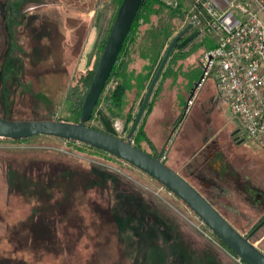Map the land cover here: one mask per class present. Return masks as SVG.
Masks as SVG:
<instances>
[{
    "label": "rangeland",
    "instance_id": "1",
    "mask_svg": "<svg viewBox=\"0 0 264 264\" xmlns=\"http://www.w3.org/2000/svg\"><path fill=\"white\" fill-rule=\"evenodd\" d=\"M2 3L7 5L6 19L0 5L2 116L16 122L79 123L89 90L82 80L99 62L103 40L117 16L116 2ZM96 11L108 15L107 26L94 63L82 67L80 53ZM184 22L183 15L174 21L179 33ZM207 41L199 36L183 50H173L169 61L174 56L178 61H168L156 85L145 125L156 153L145 140H136L137 132L132 145L153 154L165 149L164 162L204 192L197 167L207 177L212 169L233 173L243 181L229 182L231 189L243 187L244 206L263 213L264 150L244 135L217 95L213 78L199 86L201 62L209 42L213 44ZM136 56L132 66L141 69L145 62ZM116 81L106 87L98 109L108 114L118 138L127 141L125 116L115 119L111 114L117 112L110 102ZM196 89L190 107L187 102ZM123 110L126 114L128 106ZM99 119L94 115L87 126L105 130ZM249 187L251 195L261 193L252 203ZM237 192H231V201ZM229 208L233 213L244 209ZM255 243L264 252V242ZM237 258L183 201L134 166L62 139L0 138V264H244Z\"/></svg>",
    "mask_w": 264,
    "mask_h": 264
},
{
    "label": "water",
    "instance_id": "2",
    "mask_svg": "<svg viewBox=\"0 0 264 264\" xmlns=\"http://www.w3.org/2000/svg\"><path fill=\"white\" fill-rule=\"evenodd\" d=\"M142 4L143 0L122 1L96 66L91 85L86 93L79 123L23 120L16 122V120L3 119L0 115V138L20 140L47 136L74 141L108 153L110 156L112 155L144 172L183 201L204 222L212 234L221 241L224 247L238 257L237 259L241 262L244 264H264V252L257 248L255 243L251 242L246 235L240 233L205 195H202L182 175L166 165L162 159L165 149L158 156H152L132 145V138L147 111L148 103L152 99L156 85L173 50H183L199 36L198 31H193L192 24L184 28L170 42L146 91L142 104H140L141 107L135 121L128 131L127 141L118 138L117 131L108 114L97 107ZM1 12L4 18V8L1 9ZM94 115L100 118L99 120H101L105 130H96L87 126Z\"/></svg>",
    "mask_w": 264,
    "mask_h": 264
},
{
    "label": "built area",
    "instance_id": "3",
    "mask_svg": "<svg viewBox=\"0 0 264 264\" xmlns=\"http://www.w3.org/2000/svg\"><path fill=\"white\" fill-rule=\"evenodd\" d=\"M158 1L180 11L185 21L181 31L192 24L193 31L213 43L201 62L199 86L213 78L217 95L244 135L264 150V0Z\"/></svg>",
    "mask_w": 264,
    "mask_h": 264
},
{
    "label": "trees",
    "instance_id": "4",
    "mask_svg": "<svg viewBox=\"0 0 264 264\" xmlns=\"http://www.w3.org/2000/svg\"><path fill=\"white\" fill-rule=\"evenodd\" d=\"M114 1L116 2L119 10L123 0H114ZM179 15L180 17H182L180 11L170 10L158 0H143L142 7L138 12V16L134 24L132 25V29L129 33L128 38L126 39V43L123 47V50L122 52H120L121 54L118 58L116 65L114 66L110 79H108L109 80L108 84L112 81V79L117 80L115 82L114 90L110 92L111 93L110 102H113L112 103L113 105L111 104V106L117 112L114 113L111 112V114L112 115L115 114L116 117L115 119H120L122 115L125 116L123 118L125 120V125H124L125 127L123 128L124 133H127L129 131L130 123H132L133 125L135 121L134 110L136 108V104L142 98L145 91L148 90L149 85L159 67V64L162 61V56L165 55L170 42L174 39L173 37L175 36V34L179 33V31H177L176 25H174V21L177 19V17L179 18ZM204 38L207 41V38L206 37ZM106 41L107 40H103L102 46H105ZM209 45L210 46L208 47L212 49L213 44L209 42ZM136 54L140 56V58L145 62L141 69H138L136 66L135 67L132 66L133 65L132 60L133 57L136 56ZM177 61L178 60H175V56H174L173 59L169 61V64L177 63ZM96 68L97 67L95 66L94 69L96 70ZM94 69L89 71L82 80L83 85L87 88L90 87L91 85L92 82L91 80L93 79L95 73ZM101 99L98 103V106L101 105ZM154 101H155V97L153 99V102ZM153 102L149 104L147 108V113L145 117H143L144 119L141 125H139L136 130L137 132L136 140L140 138L142 140H145V142L150 147V149L154 153H156L154 144H152L153 142L147 137L145 131V125L147 123V119L149 118V116L152 114L153 111V105H152ZM124 106L126 107L128 106V110L126 114H122V112L124 111L123 110ZM0 115L2 116L1 112ZM2 117L3 119L10 120V118H6V116H2ZM79 119L80 118H78V120ZM180 121L181 120L179 118L177 124ZM9 140H13V139H9ZM20 140H28V139H20ZM14 141H19V140H14ZM69 142L73 144L77 143L74 141H69ZM80 145L86 148L97 150L99 152H103L101 150L95 149L93 147H89L87 145H83V144ZM136 147L142 150L143 152L148 153L140 145H136ZM160 153L161 152H157V154H153L150 152L148 154L152 156H157ZM166 165L170 167L167 163ZM183 177L191 185H193L198 191H200L202 195H205V197L212 203V205L216 209H218V211H220V213H222V215L232 225H234V227L238 229L240 233L246 235V237L251 242H255L256 240H261L262 238H264V217H262L261 213L253 212L249 210L246 206H244L240 198L241 195H244L242 188L231 189L229 182L225 184L223 182L220 183L218 181V183H216L215 186L210 187L208 189L204 188L205 189L204 192V190L198 188L195 184H193V182H190L187 176L184 175ZM233 183H239V182L233 181ZM234 190L238 191L236 193V195L238 196L237 199L231 201L229 196L231 192L233 193L235 192ZM224 201H225V205L222 204L224 203ZM230 206L235 207L237 210L240 209L241 207L242 208L244 207V209L241 210V213H233L232 210H230L229 208Z\"/></svg>",
    "mask_w": 264,
    "mask_h": 264
},
{
    "label": "crops",
    "instance_id": "5",
    "mask_svg": "<svg viewBox=\"0 0 264 264\" xmlns=\"http://www.w3.org/2000/svg\"><path fill=\"white\" fill-rule=\"evenodd\" d=\"M92 15H93V20L91 26L88 27V33L83 43L82 52L80 53L81 55L80 63L82 64V67H86V66L88 67V65L94 63V59L96 57L95 53H97L98 48L102 42L101 40H103L104 38V33L107 26L108 15H105L104 13L97 11L94 12ZM86 51L87 53H85ZM170 168H172V170H175L173 166H170ZM175 171H177V173H179L180 175L184 176V174L180 170H175ZM220 183L222 182L220 181ZM202 184L204 188L210 187V184L208 183H202ZM248 190L249 193L253 191L250 187L248 188ZM245 192L243 193L246 195ZM251 193L250 196L252 197V199H249L251 203L255 201L256 197H259L261 195V193H253L251 195ZM256 202H261V201H256Z\"/></svg>",
    "mask_w": 264,
    "mask_h": 264
},
{
    "label": "flooded vegetation",
    "instance_id": "6",
    "mask_svg": "<svg viewBox=\"0 0 264 264\" xmlns=\"http://www.w3.org/2000/svg\"><path fill=\"white\" fill-rule=\"evenodd\" d=\"M1 5V9L2 8H4V13H5V11H6V8H7V5H5V3H2V4H0ZM3 18V17H2ZM3 19H6V18H3ZM159 155V154H158ZM157 155V156H158ZM200 167H197L196 169V171L198 172V176H199V179L201 180L200 182L201 183H208V184H210V187H213V186H215L216 185V183H218V181L220 182H233V181H237V182H239V183H241L242 181H243V179H240V178H234L235 176L233 175V173H232V175H230V173L227 171V172H218L216 169H212V167L210 166V168L212 169L211 171H209L208 169H206V168H204V170L206 171H209L208 172V175H210V177H207V175H205L203 172H202V169L203 168H201V169H199ZM226 177L228 178L227 180H226ZM203 185V184H202ZM209 187V188H210ZM243 188V187H242ZM208 189V188H207ZM264 200V199H263ZM262 207L261 208H263V210H264V202H263V204L261 205ZM262 214V217H264V212L263 213H261ZM261 241H263L264 242V238H262L261 239ZM259 243H260V241H258ZM255 243V242H254ZM255 245H256V247L257 248H259V247H261L260 245H257L256 243H255Z\"/></svg>",
    "mask_w": 264,
    "mask_h": 264
}]
</instances>
